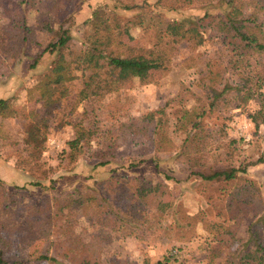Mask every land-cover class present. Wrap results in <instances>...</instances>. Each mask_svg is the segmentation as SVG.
Listing matches in <instances>:
<instances>
[{
    "label": "trees",
    "instance_id": "obj_1",
    "mask_svg": "<svg viewBox=\"0 0 264 264\" xmlns=\"http://www.w3.org/2000/svg\"><path fill=\"white\" fill-rule=\"evenodd\" d=\"M116 4L139 13L122 17L109 3L99 4L81 25V44L77 45L64 20L53 27L55 38L48 42L40 38L48 22L38 17L36 24L29 21L36 13L34 0H27L25 6L16 0H0V64L20 60L27 46L33 68L44 54L55 55L51 67L27 90L40 102V110L24 115L10 98H0L2 119H25L24 138L10 136L18 154L15 167L33 179L32 185H42V180L50 178L43 152L56 112L72 91L77 64L82 66L83 76L80 102L103 101L111 108L115 106L112 96L126 82L138 79L146 85L153 82L155 72L168 73L184 44L206 57L203 94L184 83L163 106L141 115L131 113L133 96L126 95L120 103L122 116L104 131L93 120L97 114L92 117L85 110L73 125L75 135L66 152L76 161L85 148L97 160L96 166H105L119 159L122 143H149L155 152L151 158L158 161L160 155L169 153L188 176L225 182L227 218L217 221L202 209L189 211L173 194L167 181L173 177L164 178L161 172L132 175L119 166L93 185L63 191L41 203L17 198L0 176V264H128L109 253L116 240L159 237L181 249L177 244L193 241L199 225L209 233L204 240L207 264H264V183L247 174L234 139H217L218 134L225 135L230 111L251 101L258 104L251 113L252 121L263 127L264 134V0H156L153 4L116 0ZM196 7L203 8V14L181 19L167 17L163 11ZM132 30L138 32L137 44L143 38L151 39L147 56L142 54L144 47L132 43L138 39ZM210 116L220 119L215 131L206 120ZM0 132L5 131L0 128ZM98 133L106 137L105 148L100 147ZM175 134L183 136L179 144ZM95 142L99 147H94ZM216 150H223L226 167H208ZM143 161L140 155L132 156L127 169ZM258 163H264V155L252 162ZM19 232L20 244L29 252L25 254L17 246L8 255L12 238ZM33 247L38 249L32 251ZM175 260L174 255L164 254L153 263L147 254L144 264Z\"/></svg>",
    "mask_w": 264,
    "mask_h": 264
},
{
    "label": "rangeland",
    "instance_id": "obj_2",
    "mask_svg": "<svg viewBox=\"0 0 264 264\" xmlns=\"http://www.w3.org/2000/svg\"><path fill=\"white\" fill-rule=\"evenodd\" d=\"M16 1L23 3L24 6L27 5V0ZM147 1L153 4L156 0ZM34 2L33 11L36 13L29 17V21L36 24V17H38L42 21L48 22L44 32L40 34V38L44 42L55 38L53 32L55 25L60 20H64L63 23L70 27L74 35V42L80 45L81 25L101 3H109L122 17H130L139 13V10L135 8L125 10L117 7L116 0H34ZM163 11L167 17L181 19L199 16L203 14L204 9L196 7L182 11ZM132 31V34L138 37V32ZM150 40V38H143L141 44H137L140 41L138 37L132 43L144 47L142 54L147 56L150 53L148 46ZM26 48L27 50L20 60L17 59L10 64H0V98H10L12 105L24 115L31 111L40 110V102L28 95L27 90L39 75L51 67L55 57L53 54L46 53L33 68L31 66L33 59L26 55L30 46ZM205 70L206 57L199 52L189 51L182 44L180 52L173 58L172 68L168 73L155 72L153 82L146 85H141L138 79L126 82L124 87L112 96L115 106L110 108V105L103 101H98L96 104L90 101L80 102L78 93L83 87V76L82 66L77 64L72 72L74 76L71 84L72 91L68 98L64 99L62 109L56 112L53 127L43 152L50 178L42 180V185H32L30 180L33 179L25 171L17 169L14 164L15 155L18 154L11 144L10 136L19 140L24 138L22 123L25 119L22 117L2 119L0 117V128L5 131L0 132V176L3 183L17 198L24 201L32 199L41 203L46 199H52L63 191L93 185L96 180L106 178L112 169L119 166H122V172L132 175L154 176L161 172L164 178L165 175L173 177L167 180L173 189V194L177 196L178 201L184 203L189 211L194 212L202 209L212 220H226L225 203L228 185L222 181L203 180L197 175L188 176L187 173L179 169L175 159L170 157L169 153L160 155L162 157L158 161L151 158L155 156V152L149 143L142 142L135 146L130 142L122 143V147L117 152L119 159L105 166H96L97 160L90 157L89 151L85 148L76 161L71 160L67 153L68 141L75 135L73 125L83 117L85 110L87 115H92V117L97 114L93 120L99 121L104 131L108 125L122 116L120 103L126 95L131 94L133 96L131 113L141 115L147 110L163 106L167 100L179 92L184 83L198 94H203L201 77ZM95 105L97 110H93ZM257 108L258 104L255 101H251L245 107L233 108L224 124L225 135L218 134L217 139L222 137L234 139L240 153L239 162L247 165V174L264 183V163L252 164L253 161L264 155L263 127H257L251 118V113ZM216 117L210 116L206 119L214 131L217 130V123L220 121ZM57 123H61L62 126H55ZM98 136L101 138L100 147L105 148L108 145L105 135L98 133ZM174 137L179 144L183 136L182 134H175ZM93 145L97 147L98 143L95 142ZM137 155H140L144 161L127 169L130 157ZM149 156L150 158H145ZM224 159L223 150H216L210 156L208 167L224 168L227 164ZM124 162L126 163L123 166ZM170 197L172 194L166 195L165 199ZM7 223L10 224L11 221L8 219ZM208 236L209 233L204 230L202 225H199L198 235L193 241L177 244L181 245V249H174V243L159 237L147 241L131 238L116 240L111 244L109 253L113 254L114 258H121L128 264H144V258L147 254L153 263L164 254H171L176 259L171 264H207L204 240ZM20 237V232L14 234L12 238L14 242L11 245V250L7 251L8 255L13 254L11 252L17 246L25 254L29 252L25 245L20 244ZM37 249V247H33L32 251ZM2 253L0 249V257Z\"/></svg>",
    "mask_w": 264,
    "mask_h": 264
}]
</instances>
